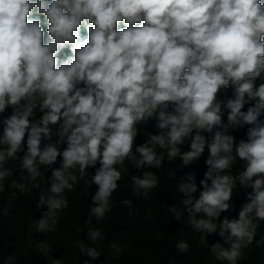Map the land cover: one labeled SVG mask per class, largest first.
<instances>
[{"label": "clouds", "instance_id": "clouds-1", "mask_svg": "<svg viewBox=\"0 0 264 264\" xmlns=\"http://www.w3.org/2000/svg\"><path fill=\"white\" fill-rule=\"evenodd\" d=\"M65 49L71 54L61 58ZM257 80L264 81V0H0V194L9 186L32 192L51 169L50 188L36 204L47 210L30 230L48 233L69 206L66 191L80 180L88 190L98 186L85 221L95 244L105 236L93 220L112 210L126 161L137 170L159 169L165 162L159 148L167 161L179 158L178 168H189L207 147L198 198L189 172L177 184L182 208L169 211L178 222L187 213L216 260L238 264L253 242L264 245V236L255 240L264 222V82ZM229 88L233 96L221 99ZM153 118L159 134L136 145L137 125ZM246 125V139L237 143L231 133ZM237 158L245 165L233 175ZM10 160L19 167L8 168ZM89 168L95 174L85 180ZM16 170L19 182L8 185ZM168 176L176 179L175 170ZM131 182L133 195L147 197L159 179L145 170ZM237 183L251 188L247 202L238 218H221L235 211ZM121 203L131 209L130 199ZM10 208L0 207V216ZM211 234L224 243L209 244ZM109 247L122 254L118 244ZM175 247L182 254L191 248L185 240ZM78 248L92 260L101 256L83 242Z\"/></svg>", "mask_w": 264, "mask_h": 264}, {"label": "trees", "instance_id": "trees-1", "mask_svg": "<svg viewBox=\"0 0 264 264\" xmlns=\"http://www.w3.org/2000/svg\"><path fill=\"white\" fill-rule=\"evenodd\" d=\"M70 54L65 49L61 58ZM262 82L264 81L257 80V86ZM232 96L233 90L229 88L226 95L222 94L220 98L226 99ZM248 106L246 105L242 110L246 111ZM10 114L11 109L9 108L5 115ZM37 116H39L38 111ZM224 119L226 121V115ZM260 119L264 120V113ZM155 124L156 121L153 118L147 124L137 125L140 133L135 140L136 145L146 142L149 133L159 134ZM248 127L250 126L246 125L239 130L232 131L231 134L234 135L237 143L241 139H246ZM205 136L207 138L208 134L205 133ZM63 147L66 145H61V150ZM182 150H189V145L186 143L182 146ZM157 151H165L164 166L159 169L137 170L129 161L125 162L128 171H122V178L118 181L119 188L111 197L112 210L104 220L100 222L93 220V227L101 229L105 236L95 244L87 238L88 227L85 221L88 218V210L92 206L91 197L97 191L98 186L93 184L88 190L84 180L78 181L74 190L66 191L64 194L69 201V206L61 213L56 230L48 233L33 231L32 234L30 230L33 220L40 219L43 211L47 210L46 205L38 209L36 204L41 190L50 188L51 169L45 170V182H42L40 188L33 189L32 192L21 194L17 189L6 187V190L0 194V207L7 209L11 203V208L8 215L0 216V264H3L9 256L15 258L12 264H54L55 260H61L62 264H84L86 260L90 261V264H227V262L216 260L207 247L201 246V234L190 227L187 213H184L181 221L178 222L169 211L170 206L182 208L181 201L184 197L178 192L177 184L179 178L189 172L195 173L198 191L193 195L198 198L199 191L202 190L199 182L207 171L205 164L209 154L207 147L200 160L189 168H178L182 164L179 158L169 162L166 159V150L157 148ZM244 165L245 162L237 158L230 174H238ZM59 166L60 158L53 167ZM7 167L18 168L19 161L10 160ZM145 170L153 171L159 179V184L147 197L133 195L131 176L142 175ZM173 170H175L176 179H169L168 174ZM92 174H95V169L89 168L85 180H90ZM77 175H79L78 172ZM20 176L21 172L16 170L13 177L9 178L6 183L10 185L13 179L19 182ZM14 191L17 192V196L10 201V195ZM248 192H251V188L242 189L237 183L233 197L235 211L222 213L221 218L224 216H228L229 219L238 218L242 204L247 202ZM125 199L132 201L131 209L121 203ZM77 230L81 232L77 234ZM261 236H264V222H261L255 240H259ZM180 240H185L190 244L191 248L188 253L182 254L177 251L175 245ZM207 240L209 244L217 241L224 243L218 234L209 235ZM80 242L100 251L99 259L92 260L86 254L80 253L78 248ZM111 243L118 244L122 249V254L112 255L114 249L109 247ZM44 244L51 246L49 253L41 251V246ZM224 246L228 247V245ZM238 264H264V245L258 247L253 242L244 249V256Z\"/></svg>", "mask_w": 264, "mask_h": 264}]
</instances>
